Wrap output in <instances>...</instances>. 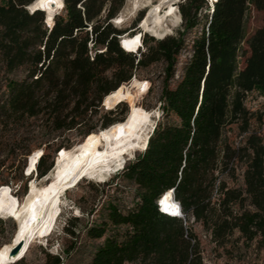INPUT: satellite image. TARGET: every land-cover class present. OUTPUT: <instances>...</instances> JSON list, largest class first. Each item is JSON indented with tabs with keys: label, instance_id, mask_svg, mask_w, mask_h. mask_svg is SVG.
<instances>
[{
	"label": "trees",
	"instance_id": "1",
	"mask_svg": "<svg viewBox=\"0 0 264 264\" xmlns=\"http://www.w3.org/2000/svg\"><path fill=\"white\" fill-rule=\"evenodd\" d=\"M36 1L0 0V172L8 162L4 153L15 161L29 156L21 144L38 135L44 148L38 149L43 150L38 160L30 159L36 167L26 174L27 195L35 175L52 170L46 161L56 140L77 130L89 114H104L100 129L89 126L82 141L62 144L55 151L58 160L83 146L95 148L96 140L85 139L145 112L143 100L153 84L138 79L137 72L163 63L161 117L147 148L104 184L116 179L133 184V204L121 210L119 198L111 199L106 217L89 228L91 239H105L91 264H203L192 222L228 255L235 234L247 249L256 243L264 253V115L247 106L251 95L264 97V0H218L214 5L184 0L178 36H144L147 49L143 46L138 55L123 50L120 37L127 32L111 22L119 12L112 4L120 1L121 8L123 0H62L52 25L43 11H29ZM253 12L262 15L263 24L250 32ZM184 53L190 56L177 77ZM24 68L26 76L16 77ZM126 104L123 118L112 120L115 109ZM235 127L237 142L230 136ZM240 172L242 186L237 185ZM115 187L124 193L118 183ZM169 192L175 196L170 203H179L185 220L160 210ZM79 220L72 218L66 227L71 240L63 250L66 259L78 244ZM46 258V264L66 260L49 253Z\"/></svg>",
	"mask_w": 264,
	"mask_h": 264
},
{
	"label": "rangeland",
	"instance_id": "2",
	"mask_svg": "<svg viewBox=\"0 0 264 264\" xmlns=\"http://www.w3.org/2000/svg\"><path fill=\"white\" fill-rule=\"evenodd\" d=\"M123 1L124 5L121 8L120 1L114 2L112 4L113 8H119V12L117 13L116 17L111 21L112 24L119 30L127 32L126 35L142 32L144 34L143 36H147L148 38L156 37L155 39L159 40L157 39L159 38V36L155 35L151 31H147L146 29V26L150 24V21L154 17L152 9L150 8L141 9L134 17L126 19L125 22L119 23L120 20H116V18L120 16L121 12L127 6L130 0ZM152 1L156 5L157 3H159L160 0ZM182 3H184V0H174L172 2L173 5H177L179 11V5ZM206 12L207 11L204 9L202 15H204ZM58 13L59 12H57L56 15ZM66 14V10L61 13L62 16H66ZM106 17L107 13L103 12L102 20L105 21ZM146 17L148 18L147 24L141 25L140 22L143 19L145 20ZM139 20L140 22L137 25ZM144 20L142 21V23L144 22ZM201 22H204L203 16L201 17ZM262 24V15L257 12H253L250 18V32L258 29L262 26ZM137 29L138 31H136ZM182 29L183 20L181 24H179L173 29V33L169 37H177L178 34L182 31ZM192 38L193 34L189 35V39ZM122 40L123 44L126 45L128 49L132 52L137 51V48L141 45L140 38L138 35L133 37L126 36ZM146 49L147 48L144 46L143 51H145ZM189 56L190 54L184 53L181 57V63L178 67L177 77L182 74L184 64L189 58ZM164 68L165 65L163 63H159L152 65L147 69H140L137 72L138 79L148 80L153 85L151 86V92L148 93V95L143 100V107L146 109V111L142 114L133 115L129 117L128 123L132 126L140 128L142 122L144 121L148 113H153L151 122H155L157 125L161 117V111L159 107L160 97L162 94ZM1 74H3V72L0 69V75ZM15 76L20 79H23L26 76V68L16 72ZM247 106L251 111L261 112L264 115V97H262L260 94L255 93L251 95L248 98ZM127 110L129 111L128 104H126V107L121 106L119 108H116L114 114L111 115L110 118H112V120L123 118L124 113ZM105 111L107 112L108 110L105 108ZM156 113L157 115H155ZM158 115L159 118L157 117ZM155 118L158 119L156 120ZM103 121V113L94 116H91L89 114L86 122H83L82 126H80L77 130L61 134L62 137L56 140L54 148L51 152V156L46 161L47 169H51V167H54L56 155L58 156V154L55 153L56 149H58L62 144H64L65 146H74L75 144L82 141V139L84 138V133L86 132L89 126L95 125L98 130L100 129ZM171 121H173V119H171ZM151 122H149L148 127L152 125ZM237 134L238 130L235 127L234 131L232 132V135H230L233 142H237L239 140L237 138ZM37 136L38 135H36V137L30 136L29 138H26L21 144L22 152H24L25 150H29L31 152V156L23 155L19 158V160L16 159L15 161L14 158L7 156V152L2 155V159L8 158V162L6 163L5 168L2 169V171L0 172V186L3 185L2 188H0V254L8 246L12 245L9 243L18 233L17 224L19 225L23 215L21 206L23 205L26 198L29 196V193L25 195L28 190L29 182V179L27 178L26 174L27 171H29L32 167H36V165H34L35 163L33 161H30V159L36 158L38 160V156L43 153V150L38 149L44 148V146L40 147V143L37 139ZM99 137L100 136L92 135L91 137L86 138L83 143H89L91 139H94L97 142L95 144V148L91 146L88 147L90 149H95V151H101L106 146L100 143ZM66 151L68 150L64 149L60 152V154L62 155ZM138 154L139 153H135L134 156L130 157L128 160L125 159L118 163H102V165H99L94 169L92 180L81 179L77 181L73 186L68 187L64 191V193L58 197L57 200V203L62 208V211L57 219L56 229L54 233L42 242L38 240L37 236H33L29 247L23 253H21L26 254L18 260V262H22L18 264H46V254L48 253L53 256H60L65 258L63 250L71 243L70 237L67 235L66 232V227L69 224L70 220L74 217H80V220L77 222V229L78 232H80V235L78 238V244L76 246V249L73 251L70 259L65 258V264H91L94 253L104 243L105 239H91L89 236H87V231L89 230V228L94 225H99L101 221L106 217L107 205L111 202V199L113 200L115 197L119 198L121 210L132 206L133 204V184L124 183L120 179H116L115 184L111 186H105L104 184L110 182L113 177L121 170L122 165L133 160ZM111 165H113V168H111ZM52 170L48 172V174H45L43 176H39L38 174H36L34 181L30 183L29 191H31L32 187L36 185L37 194H42L47 190V188L52 187L54 181L52 180L53 182H51L50 186L49 181H46L47 175H49ZM239 174L240 176L237 185L242 186L244 182L242 176L243 173L240 172ZM43 180H45L46 182H43ZM116 183L122 186L121 190L124 193H118L117 187H115ZM10 192L13 198L8 196ZM191 224L194 231L200 238V251L202 255L203 264H264V253L257 249L256 243H253L251 247L247 249L244 244V241L240 240V234H235V236L233 237L232 245L229 246V249L232 251V254L228 255L224 251V249L220 248L217 243H215L213 239L209 237L210 234L206 232L200 224L194 222H192ZM12 263L13 260L7 261L5 264Z\"/></svg>",
	"mask_w": 264,
	"mask_h": 264
},
{
	"label": "bare ground",
	"instance_id": "3",
	"mask_svg": "<svg viewBox=\"0 0 264 264\" xmlns=\"http://www.w3.org/2000/svg\"><path fill=\"white\" fill-rule=\"evenodd\" d=\"M173 1L160 0L155 5L152 0H130L116 20H120L119 23L125 22L126 19L134 17L141 9L150 8L154 17L146 29L159 38H164L167 35H172L173 29L182 23L180 11L177 5L172 4ZM212 2L214 5L216 0H212ZM38 3L43 6L37 7ZM63 6L62 0H39L34 7H31V10L33 12L43 11L48 15L46 18L48 24L52 25L53 16L57 12H61ZM139 38L142 43V37L139 36ZM123 46L128 48L126 45ZM152 116L153 113H148L140 128L128 123H121L106 132H100V143L106 146L101 151L83 146L65 155L61 160L59 159L60 161L56 157L58 161H55V168L46 177L47 180L45 179L49 181V186L53 181L54 184L42 194H37L36 185L29 191V196L22 205L23 215L19 225L17 224L19 226L17 236L14 237L15 241H13L14 238L11 240L10 244L12 245L0 254V264L15 259V257L10 258V253L14 246L20 242L25 243L21 250L23 253L29 247L33 236H37L38 240L42 242L54 233L57 219L62 211L57 200L68 187L73 186L81 179H93L94 169L102 163H118L125 159L128 160L135 153L145 151L156 126L155 122H151ZM149 122L152 123L150 127H148ZM172 195L174 197V194Z\"/></svg>",
	"mask_w": 264,
	"mask_h": 264
},
{
	"label": "snow or ice",
	"instance_id": "4",
	"mask_svg": "<svg viewBox=\"0 0 264 264\" xmlns=\"http://www.w3.org/2000/svg\"><path fill=\"white\" fill-rule=\"evenodd\" d=\"M36 6L42 7L43 5L38 3ZM171 199H172L171 192L167 193V195L164 196V198L160 201L161 211L168 213L170 215H173V216L180 215L179 207L175 203H170Z\"/></svg>",
	"mask_w": 264,
	"mask_h": 264
},
{
	"label": "water",
	"instance_id": "5",
	"mask_svg": "<svg viewBox=\"0 0 264 264\" xmlns=\"http://www.w3.org/2000/svg\"><path fill=\"white\" fill-rule=\"evenodd\" d=\"M38 1H36L33 5H31L30 7H29V11L31 12V13H35L36 11H34L33 12V10H31V7H34L35 6V4L37 3ZM48 17V15H46V18ZM56 160H57V158H56ZM54 168L55 167H53V170H54ZM174 198H175V196H174ZM172 199H173V197H172ZM18 225H17V229H18ZM17 236V235H16ZM13 241H15V238L13 239ZM24 244L25 243H23V242H20L19 244H17L16 246H14V248L12 249V251H11V253H10V258L11 259H13V257H15V259H17L18 257H19V255H20V253H21V250L23 249V246H24Z\"/></svg>",
	"mask_w": 264,
	"mask_h": 264
},
{
	"label": "built area",
	"instance_id": "6",
	"mask_svg": "<svg viewBox=\"0 0 264 264\" xmlns=\"http://www.w3.org/2000/svg\"><path fill=\"white\" fill-rule=\"evenodd\" d=\"M210 3H211V5H213L212 0H210ZM89 30H91V28H89ZM140 35H141V37H142V32H140ZM125 36H126V35H124V36H122V37H125ZM122 37H120L121 47L123 48L124 51L128 52V51L124 48V46L122 45V41H121ZM143 46H144V36H143V42L141 43V46L138 48V50H137L136 52H128V53H132V54H134V55H138V54L140 53V51L143 49ZM159 208H160V210H161V204H160V202H159ZM173 217H178V218H182V219L185 220V217H184V215H183V213H182V210H180V215H179V216H173ZM209 237L211 238L210 235H209Z\"/></svg>",
	"mask_w": 264,
	"mask_h": 264
},
{
	"label": "clouds",
	"instance_id": "7",
	"mask_svg": "<svg viewBox=\"0 0 264 264\" xmlns=\"http://www.w3.org/2000/svg\"><path fill=\"white\" fill-rule=\"evenodd\" d=\"M176 205L179 207V209H180V205H179V203H176ZM176 216H179V215H176Z\"/></svg>",
	"mask_w": 264,
	"mask_h": 264
}]
</instances>
